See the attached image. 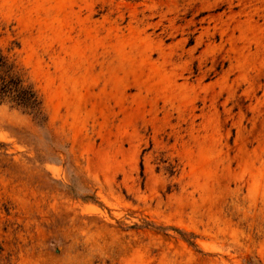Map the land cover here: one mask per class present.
<instances>
[{
  "label": "rangeland",
  "instance_id": "obj_1",
  "mask_svg": "<svg viewBox=\"0 0 264 264\" xmlns=\"http://www.w3.org/2000/svg\"><path fill=\"white\" fill-rule=\"evenodd\" d=\"M47 118L0 104V264H264V0H0Z\"/></svg>",
  "mask_w": 264,
  "mask_h": 264
},
{
  "label": "trees",
  "instance_id": "obj_2",
  "mask_svg": "<svg viewBox=\"0 0 264 264\" xmlns=\"http://www.w3.org/2000/svg\"><path fill=\"white\" fill-rule=\"evenodd\" d=\"M7 53L0 47V104L8 103L22 109L43 128L47 118L41 97L17 66L15 59Z\"/></svg>",
  "mask_w": 264,
  "mask_h": 264
}]
</instances>
